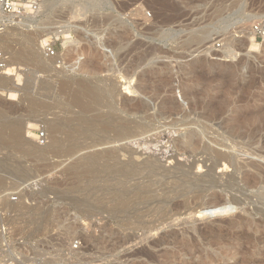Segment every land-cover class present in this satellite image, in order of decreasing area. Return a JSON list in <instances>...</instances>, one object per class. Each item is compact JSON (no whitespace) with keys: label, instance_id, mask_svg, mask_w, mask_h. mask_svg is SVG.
<instances>
[{"label":"rangeland","instance_id":"374dc122","mask_svg":"<svg viewBox=\"0 0 264 264\" xmlns=\"http://www.w3.org/2000/svg\"><path fill=\"white\" fill-rule=\"evenodd\" d=\"M43 2L46 7L34 15L39 29L4 26L0 32L4 37L0 49L14 64L9 73L15 70L12 81L0 82L6 89L0 101L4 111L0 113V264H264V198L257 197L264 194V187L249 189L242 182L255 174L246 165L264 168V144L231 138L228 131L230 124L249 119L264 123V39L255 41L252 35L259 46L251 49L240 32L251 29L253 18L264 16V0ZM56 28L65 35L49 33ZM38 35L46 45L53 42V56L47 57ZM28 36L35 39L30 51L49 70L29 56L21 57L31 46ZM17 68L22 70L19 76ZM111 94L118 104L142 102L146 111L143 143L128 144L141 154L132 158L134 162L147 164L152 157L158 159L160 170L162 166L167 170L189 158L184 163L188 167L191 158L181 156L179 147L187 137H202L204 143L225 139L227 152L235 156L237 166H243L235 177L240 189L228 182L232 168L211 186L193 180L191 174L205 173L206 168L197 171V165L188 175L171 170L160 180L158 172L145 170L143 164L142 188L150 177L160 181L146 187L147 192L118 176L122 165L109 158L71 171L86 154L119 147L78 151L113 134L115 123L110 128L103 125L109 121L103 115ZM162 107L169 110L163 118ZM218 110L216 119L207 123L206 117ZM26 122L37 123L33 136L23 129ZM56 124L59 127L52 132ZM15 125L20 126L22 139L28 137L44 152L34 154L28 145L9 142ZM69 149V157L62 159L66 162L51 169ZM169 152L177 157L168 159ZM125 156L121 163L131 160ZM197 156L195 160H202ZM215 173L219 174L217 169ZM173 174L181 177L178 183ZM199 193L202 197L195 199ZM171 197L173 204L187 200V207H171ZM232 198L247 202L235 205ZM214 202L222 207L206 210L204 206ZM224 202L231 205L223 206ZM175 208L179 215L167 214V209ZM227 221H234L236 228L220 230ZM152 225L154 229L144 232V226ZM240 228L246 239L239 237ZM246 240L249 246L242 251Z\"/></svg>","mask_w":264,"mask_h":264},{"label":"bare ground","instance_id":"6f19581e","mask_svg":"<svg viewBox=\"0 0 264 264\" xmlns=\"http://www.w3.org/2000/svg\"><path fill=\"white\" fill-rule=\"evenodd\" d=\"M45 8L46 6H45V3L43 2L42 3V6H41V8ZM39 13V12H38ZM37 14V13H36ZM35 14V15H36ZM263 17V16H262ZM259 18V17H258ZM250 19V18H249ZM248 20V19H247ZM253 20H254V18H253ZM251 20V23L253 24L254 23V21H256V20ZM258 21V20H257ZM0 22L1 23H3L4 24V26L6 27V29H11L10 27L11 26H15V27H20L21 29H24V30H28V29H30V28H33V29H39L40 27H39V24L37 23V25H35V22H36V18L34 17V15L33 16H25V17H23V18H20V19H12L11 17H8V16H3V15H0ZM242 26V25H241ZM242 28V27H241ZM242 29H244V28H242ZM240 32H242V35H243V33L246 35V39H247V42H249V45H250V48L251 49H257L258 48V46L259 45H257V44H255L253 41H252V35H253V33H252V31H251V29H250V27L249 28H245L244 30H242V31H240ZM240 32H238V33H240ZM49 33H51L54 37H60V36H63V35H65V33H66V31H64L63 29L62 30H60V28H56V29H53V30H51V31H49ZM237 33V32H236ZM235 33V34H236ZM27 38V43H28V45H30L31 44V46H29V48H26V52H25V54H22V53H20L21 54V57H23V58H25L26 56L28 57H30V59L31 60H33L34 62H36V64L40 67V68H44V69H46V67L48 66H46L45 67V65L42 63V62H40V59L38 60V58H37V54H35V53H33L32 51H30V48L32 47V44L34 45V42H35V39H34V37L33 38H31V37H26ZM36 38V37H35ZM244 39V38H243ZM3 40H4V37L2 36V34H0V48L2 47V42H3ZM246 41V40H245ZM37 42L40 44V46H41V48H43L46 44H45V42H46V40L45 39H43V38H41V36L40 35H38L37 36ZM5 45V44H4ZM7 45V44H6ZM6 47V46H5ZM10 48V47H9ZM2 49V48H1ZM4 49V48H3ZM31 50H32V48H31ZM3 52H5V54H6V51H3ZM2 52V53H3ZM4 54V55H5ZM228 54L229 55H233L231 52H228ZM16 57H19V53H15L14 54ZM230 57V56H229ZM4 62H5V69H4V72L3 73H0V82L1 83H6V82H8V81H12V79L10 78L11 76H12V74H10L9 73V71H10V68L14 65L13 63H12V61L9 59V58H5V60H4ZM44 62V61H43ZM51 62V61H50ZM49 68L50 67H47V69L49 70ZM43 69V70H44ZM47 70V71H48ZM21 69L19 68H17V75L19 76V73H21ZM15 84V83H14ZM127 87V86H126ZM22 88V87H21ZM130 88V87H129ZM128 87L126 88V91H129L130 89H129ZM23 89V88H22ZM4 90H6V89H4V88H2V87H0V101H4ZM139 90L140 91H142V88H139ZM130 92V91H129ZM132 92V91H131ZM130 92V93H131ZM139 92V91H138ZM10 96H15V94H10ZM116 98V95H114V94H111L110 96H109V99H110V101L109 102H107L105 105H104V108L105 109H107L106 111H107V113H106V115L104 114L103 116H107L108 118H109V121H107V122H105L103 125L105 126V128H110L114 123H115V126H113V128H112V135L110 136H107V137H103V138H101V139H97V141H91L90 143H88V144H86V145H84L83 147H82V149H80V150H78V151H83V150H93V149H95V148H98V147H103V146H105V145H119V147L117 148V149H113V151H111V149L113 148H111V149H109L108 151H106V150H104V152H98V153H92V152H88L89 154H84L85 155V157L83 156V159H81L80 161H78L77 163L76 162H74V163H76L75 165H73L72 166V164H71V168H70V170L72 171V170H76V169H78V167L80 166V165H88V163L91 165L92 164V162H95V161H99V160H105L104 158H109V159H112V160H114V163H116V165L119 167V165H122V166H120L121 168H118L117 169V173L119 174L118 176H122L123 178H125V180H127V179H129L130 181L129 182H131V181H133L132 183H134V182H136V186L135 185H133L134 186V188L135 189H138L139 190V188L140 189H143L142 187V182H141V180L143 179V176H142V167H144L145 165H146V167H145V170H146V168L148 167V169L150 168V170H153L154 172L156 171V172H158L157 174H156V177H159L160 178V180H162V179H164L167 175H170L171 174V170H172V173H174L173 172V170L174 171H180L181 173H182V177H183V174L184 175H188V173H189V171L190 170H192V168L193 167H195L196 165V168L198 167V170L197 171H201V170H203L202 168H206L205 169V173H204V175H194V174H191V175H193V180L194 181H202L204 184H211V186H212V184L213 183H216L217 182V180L218 179H221V177L222 176H224L225 174V172H227V170H229L230 168H232V174L231 175H228L227 176V178H228V182H232V183H234L239 189H240V185L238 186V183L236 182V179L237 178H235L236 177V175H238V173H240L241 171H240V169H242V167L243 166H241V165H239V166H237L236 165V163H235V156L233 155V154H231V153H229V152H227V146L225 145V143H224V140L223 141H219V140H215V139H208L207 141L209 142V143H204L205 141H203V139H201V138H199V139H194V137L193 138H191V136L190 137H187L186 138V140L185 139H183V140H185V143L184 142H182V146H179L180 147V152L182 153H180L181 154V156H187V157H190L191 158V161H192V163H190L189 165L190 166H188V167H186L185 166V164H188V163H185V160L187 159H189V158H184V163H181L180 162V160L179 161H176L175 162V166H173V168L172 169H167V170H165V168H164V170H163V166L161 167L162 169V171L160 170V168H159V166H158V164H157V162H158V159L156 160L154 157V159L155 160H151V158L152 157H150V159L146 162L147 164H145V163H143V164H145L144 166H142L143 164L142 163H136V162H134V160L132 159L133 157H136V159H139L140 157H141V154L140 153H138V152H136V150L135 151H133L132 150V148H130L129 147V145L128 144H132V145H140V144H142L143 142H142V137H143V133H144V128H142V114H144L146 111H145V109H143L142 108V102H137L136 104H129L128 102H126V103H119L118 104V101H117V99H115ZM3 99V100H2ZM6 101H13V100H10V99H7ZM6 101H5V104H6ZM137 101V100H136ZM131 102V101H130ZM134 103V102H133ZM163 108V107H162ZM2 109H0V113L1 112H4V111H1ZM220 110V109H219ZM219 110H218V112H215V113H212L211 115H209V116H207L206 117V121H207V123L208 122H211V121H213V120H215L216 119V117H215V114H219ZM6 111V110H5ZM36 112V115H37V117H39L40 115L38 114V111H35ZM168 112H169V110L165 107V108H163V109H161V112L159 113V117H164V115H167L168 114ZM2 114V113H1ZM0 114V115H1ZM3 114H5V113H3ZM101 114V113H100ZM99 115V114H98ZM122 115H123V117H122ZM101 116H102V114H101ZM100 116V117H101ZM99 117V116H98ZM114 117H116V119H114ZM51 122V121H47V120H45V119H43V122ZM90 122V121H89ZM204 125V124H203ZM206 125V124H205ZM202 126V125H201ZM58 127H59V124H56V125H54V127H53V130H52V132L54 131H56L57 129H58ZM205 127V126H204ZM229 128H228V131H229V134H230V137L232 138H239V139H247V140H249V143L250 144H256V142H258V144H259V141H263L262 142V144H264V123H255V121H253L252 119H249V120H247V121H245L243 124H239V123H235V124H230L229 126H228ZM38 128V125H37V123H31V122H26V125H25V130H26V133H27V135L29 136V135H32L33 136V134L31 133V131H35L36 129ZM244 128V129H243ZM11 132H12V134L11 135H9L8 137H7V139L9 140V142H11V143H13V144H17V145H20V146H25V145H28V146H30V147H32V150H33V152H35L34 154H37L39 151H43L44 152V150H42L41 148H40V146H37V144L35 145V143L34 142H32V140H30L28 137H26V138H21V136H22V133H20V132H22L21 131V129H20V126H18V125H15L14 126V128L11 130ZM159 134V133H158ZM227 134V133H226ZM164 135V134H163ZM173 136V135H172ZM227 136H229V135H227ZM165 137V136H164ZM184 138V137H183ZM196 138V137H195ZM227 138V137H226ZM171 139V138H170ZM170 139H167V143L168 142H170ZM132 140H134V141H132ZM144 140H145V138H144ZM179 140V139H178ZM182 140V141H183ZM233 140V139H232ZM176 141V140H175ZM175 141H171V143L173 142H175ZM228 141H229V137H228ZM230 141H231V139H230ZM244 141V140H243ZM151 142V141H150ZM177 142V141H176ZM176 142L174 143V144H176ZM235 142V141H234ZM149 143V142H148ZM180 143V142H179ZM203 144L202 146H200L199 144ZM161 144V143H160ZM170 144V143H169ZM181 144V143H180ZM128 145V146H127ZM168 145V144H167ZM177 145H179L178 143H177ZM128 147V148H130V150L131 151H127L126 149H125V147ZM133 147V146H132ZM141 147V146H140ZM263 147V146H262ZM51 148V147H50ZM80 148V147H79ZM110 148V147H109ZM174 148V147H173ZM102 149V148H101ZM141 149V148H140ZM147 149V148H146ZM166 149H168V148H166ZM175 149V148H174ZM179 149V148H178ZM45 150H48V149H45ZM100 150V149H99ZM176 150V149H175ZM70 151H72V149H69V150H66L65 152H63L62 154H60L58 157H57V159H56V161H55V163L53 162L49 167L51 168V169H53V170H55V169H57V168H59V167H61L62 165H63V163L64 162H66V161H62V159L63 158H68L69 156H68V154L69 153H71ZM77 151V152H78ZM102 151V150H101ZM127 151V152H126ZM166 151V150H165ZM69 152V153H68ZM176 152V151H175ZM179 152V151H178ZM171 153V155H168V159H172L173 160V158H175V155H176V157H177V154H173L172 152H169L168 154H170ZM67 154V155H66ZM164 154V153H163ZM125 155H127L128 157L127 158H129V159H131V160H129L128 162H124V163H121L120 162V159L121 158H125L126 159V156ZM159 155V154H158ZM201 156V159L202 160H195V157L196 156ZM153 156H154V154H153ZM178 156H179V154H178ZM180 156V157H181ZM197 156V157H198ZM156 157V156H155ZM159 157V156H158ZM179 157V158H180ZM182 158V157H181ZM135 159V158H134ZM167 159V160H168ZM198 159H200L199 157H198ZM78 160V159H77ZM108 160V159H107ZM175 160H178V159H175ZM146 161V160H145ZM144 161V162H145ZM162 161V160H161ZM170 161V160H169ZM182 161V160H181ZM189 162H190V159L188 160ZM188 161H186V162H188ZM172 162V161H171ZM171 162H169L170 164H171ZM210 163L209 164V166H206V163ZM109 164V163H108ZM113 164V163H112ZM169 164V165H170ZM115 165V166H116ZM195 165V166H194ZM93 166V165H92ZM172 166V165H171ZM247 167H249V169H252V171L253 172H255V174L253 175L252 174V177H249L248 178V176L245 178L244 177V179L242 180V182H243V184H244V187H246V188H249V189H256V190H258V189H260V188H263L264 187V168H262V167H260V166H258L256 163H250V164H248V165H246ZM91 167V166H90ZM95 167V166H94ZM97 167V166H96ZM110 167V166H109ZM114 167V166H113ZM86 168V167H85ZM88 168V167H87ZM92 168V167H91ZM112 168V167H111ZM171 168V167H170ZM187 169V171L186 170H184V169ZM83 169V168H82ZM93 169V168H92ZM96 169V168H95ZM215 169H217L218 170V173L219 174H216L215 173ZM88 170V169H87ZM86 170V171H87ZM111 170H113V168L111 169ZM144 170V171H145ZM160 170V171H159ZM189 170V171H188ZM67 171H69L68 169H67ZM91 171V170H90ZM149 171V170H148ZM152 171V172H153ZM240 171V172H239ZM96 172H97V170H96ZM147 172V171H146ZM146 172H144V173H146ZM150 172V171H149ZM155 172V173H156ZM192 172V171H191ZM252 172V173H253ZM89 173V172H88ZM148 173V172H147ZM146 173V174H147ZM178 173V172H177ZM150 174H151V172H150ZM90 175H91V172H90ZM147 175H149V173L147 174ZM153 177H154V175L155 174H151ZM181 175V174H180ZM95 176V175H94ZM117 176V177H118ZM174 176H175V174H173L172 175V177L174 178ZM216 176H217V178H216ZM116 177V178H117ZM170 178H172L171 176H169ZM192 177V176H191ZM146 178H148V176L146 177ZM152 177H150L149 179H148V181H149V183H145L144 182V184H146V186H145V188L147 187L148 189H149V187L148 186H150L151 184H155V183H158V182H160V181H158L157 179H151ZM158 178V179H159ZM168 178V177H167ZM175 178H177L176 176H175ZM179 178H181V177H179ZM179 178H177V183H178V180H179ZM190 178V177H189ZM188 178V179H189ZM123 180V179H122ZM124 180V181H125ZM145 180V179H144ZM190 180V179H189ZM120 181V180H119ZM143 181V180H142ZM181 181V180H180ZM191 182H192V180H191ZM126 183H128V182H126ZM125 183V184H126ZM180 183V182H179ZM181 183H182V181H181ZM186 183L187 182H185V185H186ZM190 183V182H189ZM119 184V183H118ZM162 184V183H161ZM188 184V183H187ZM120 185V184H119ZM157 185V184H156ZM174 185V184H173ZM124 186V185H123ZM154 186V185H153ZM163 186H165V185H163ZM183 186H184V184H183ZM125 187V186H124ZM131 188V187H130ZM143 189L144 191L146 190V192H147V189ZM150 188H152L151 186H150ZM154 188V187H153ZM180 188V187H179ZM181 188H182V186H181ZM129 189V188H128ZM155 189V188H154ZM174 189V188H173ZM175 189H177V188H175ZM174 189V190H175ZM131 190V189H130ZM133 190V189H132ZM131 190V191H132ZM137 190V191H138ZM150 190H153V189H150ZM164 190H165V188H164ZM134 191V190H133ZM133 191H132V193H133ZM140 191V190H139ZM130 192V191H129ZM128 192V193H129ZM135 192V191H134ZM142 192V191H141ZM150 192V191H149ZM240 192V191H239ZM154 193V192H153ZM136 194V193H135ZM200 194H201V197H202V193H199L198 195L199 196H195V199H200ZM129 195H131V194H129ZM134 195V194H133ZM145 194H143V196H144ZM164 195V197L166 196V193L165 194H163ZM154 196V195H153ZM241 196H243L242 195V193H241ZM132 197V196H131ZM163 197V196H162ZM161 197V198H162ZM167 197V196H166ZM166 197H165V199H166ZM258 198H264V194L263 193H259V195L257 196ZM145 198V197H144ZM149 198V197H148ZM156 198V197H155ZM183 198V197H182ZM171 199H172V197H171ZM168 201H169V199H167ZM240 200H242V199H240ZM150 201V200H149ZM155 201H156V199H155ZM171 201H173V199L172 200H170L169 201V204L168 205H171V207L172 206H174V207H178V205H180V204H185V208L187 207V200H185L183 203H178V204H173V202L171 203ZM237 201V199H235V198H232V200H231V203H233V204H235V205H241L242 203L244 204L245 203V201H241L240 203H238V201ZM247 202V201H246ZM165 203H167V202H165ZM225 204L223 205V206H225V205H227V204H230V202H224ZM168 205H166L167 207H168ZM201 205V204H200ZM199 205V207L198 208H200L201 209V207H203V205H201L200 206ZM163 207H164V205H163ZM167 207H165V208H167ZM180 207V206H179ZM205 208H206V210H210V209H214V211H216L215 209L217 208V209H219L220 207H222L221 206V203H219V202H214V203H211V204H208V205H205L204 206ZM176 208L175 209H167L166 211H167V214H169V215H171V217H174V216H177V215H179L180 213L178 212V210H176ZM165 211V212H166ZM219 211V210H218ZM201 215V214H200ZM234 228H236V223L234 222V221H227L222 227H220L219 229L220 230H231V229H234ZM152 229H154V227H153V225H152V227H146V226H144V228H143V230H144V232L146 231V232H148L149 233V231H151ZM240 230L241 231H239V237H245V239H246V231H244V228H240ZM161 239H163V237H161ZM247 241V240H246ZM249 241H247L246 243V245L242 248V251L243 250H246L247 248H248V246H249V243H248ZM156 243V242H155ZM154 242H153V244H155ZM152 245V244H151ZM156 245V244H155ZM154 246V245H153ZM10 264H13V263H10Z\"/></svg>","mask_w":264,"mask_h":264},{"label":"built area","instance_id":"2783aa9c","mask_svg":"<svg viewBox=\"0 0 264 264\" xmlns=\"http://www.w3.org/2000/svg\"><path fill=\"white\" fill-rule=\"evenodd\" d=\"M44 0H0V15L11 17L12 19H20L25 16H32L38 13L41 9ZM4 24L0 22V32L3 31ZM254 40L264 39V16L251 26ZM58 41L59 38L54 39ZM53 42L47 43L44 47L45 54L48 56L54 55V48L51 45ZM5 57L0 49V73L5 69ZM15 70L12 69V74Z\"/></svg>","mask_w":264,"mask_h":264},{"label":"water","instance_id":"95a60500","mask_svg":"<svg viewBox=\"0 0 264 264\" xmlns=\"http://www.w3.org/2000/svg\"><path fill=\"white\" fill-rule=\"evenodd\" d=\"M23 129L25 130V124H24V126H23ZM231 205V204H230Z\"/></svg>","mask_w":264,"mask_h":264}]
</instances>
